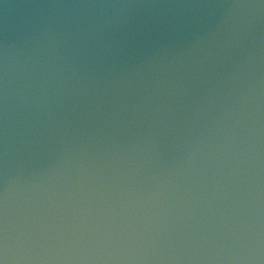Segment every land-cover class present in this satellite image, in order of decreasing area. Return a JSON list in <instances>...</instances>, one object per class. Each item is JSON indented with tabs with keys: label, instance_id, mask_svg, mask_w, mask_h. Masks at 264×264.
Instances as JSON below:
<instances>
[{
	"label": "water",
	"instance_id": "95a60500",
	"mask_svg": "<svg viewBox=\"0 0 264 264\" xmlns=\"http://www.w3.org/2000/svg\"><path fill=\"white\" fill-rule=\"evenodd\" d=\"M0 264H264V0H0Z\"/></svg>",
	"mask_w": 264,
	"mask_h": 264
}]
</instances>
